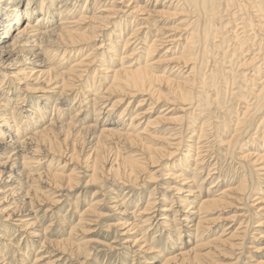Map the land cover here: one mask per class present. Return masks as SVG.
<instances>
[{
	"label": "bare ground",
	"instance_id": "1",
	"mask_svg": "<svg viewBox=\"0 0 264 264\" xmlns=\"http://www.w3.org/2000/svg\"><path fill=\"white\" fill-rule=\"evenodd\" d=\"M216 74L236 107L216 102ZM32 92L40 95L26 105ZM60 98H67L66 107L58 106ZM162 101L167 107L155 115ZM213 103L223 117L210 131L215 117H200L202 107ZM220 127L231 135L217 139L231 160L244 134L254 140L252 134L264 132V0H0V184L5 188L0 190V246L2 240L5 248L11 245L6 237L18 232L25 253L39 245L30 264H61L65 255L71 260L85 252L88 240L77 236L103 216L102 199L93 193L66 237L51 239L52 221L43 229L38 224L44 204V214L64 227L56 212L61 197H69L84 178L85 187L111 175L134 188L145 170L150 179L164 171L175 180L176 197L159 209L151 195L140 208L138 198L129 211L135 199L128 198L130 191L113 199L111 208L132 214L116 231L126 236L122 243L129 254L143 258V264H208L220 247H240L252 218L233 228L229 222L240 214H211L221 215L254 196L250 181L264 179V151L241 148L235 156L241 177L234 183L220 179L218 162L209 163ZM262 138L255 148L263 146ZM208 165L206 178L198 182ZM206 180L211 181L205 188ZM219 181L226 185L216 189ZM256 192L252 200L262 213L257 221L264 225V187ZM69 201L75 213L79 194ZM220 221L228 223L200 242ZM158 227L170 232L163 255L148 236ZM131 232L139 236L130 238ZM153 252L157 256H143ZM85 253L87 260L88 249ZM4 254L0 249V264L22 261ZM251 262L264 264V259Z\"/></svg>",
	"mask_w": 264,
	"mask_h": 264
},
{
	"label": "rangeland",
	"instance_id": "2",
	"mask_svg": "<svg viewBox=\"0 0 264 264\" xmlns=\"http://www.w3.org/2000/svg\"><path fill=\"white\" fill-rule=\"evenodd\" d=\"M226 64H228V63H226ZM224 67H225V65H224ZM216 75H217L216 80L214 81V79H213V81H212V83H214V88H215L214 94H217L218 95L217 99H219V101L216 100V102H221V103L223 102L224 104H221L223 106L229 105L232 107L233 106L236 107L237 101H235V99H233V98H230V95H227V93L224 94V92H225L224 87H223L224 83H223V79H221L222 78L221 75L220 74H216ZM13 86L16 87L17 85L13 84ZM37 95H40V93H36V92L27 93V98H26L27 101H25L24 103L26 105H29L30 100L32 99L31 97H35ZM214 96L215 95H213V98H214ZM55 97H57V96L52 97V102L55 101V100H53ZM139 98L140 97H136V98L132 99L133 103L131 105V111L134 109ZM65 99H67V98H60L57 100L59 103L58 104L59 107L60 106L61 107L67 106V105H65V103L68 104L69 102L68 103L62 102ZM32 100H34V99H32ZM39 101H41V100H39ZM14 104H15V99H12L11 105H14ZM62 104H64V105H62ZM214 104L215 103H213V105H211L210 108L208 107V109H204V107H202L203 110H202L201 117H200L201 121L203 119H207L208 117H211V116L215 117V118L211 119V121L213 123H212V125H210V128L208 127V129H210V131H214V128L213 127L211 128V126H215L214 122L222 120V117H223V114H221L219 112L222 110H217L218 107L214 106ZM241 105L242 104H240L239 107H241ZM123 106H124V104H122V107ZM166 107H167L166 103L162 101L155 106V110L153 113L155 115H157L158 113L160 114L161 113L160 110L162 108H166ZM117 109L119 111V110H121V107H119ZM50 112H51V110H50ZM211 112H215V113L210 114ZM174 113H175V110L169 112V114H174ZM162 114H163V112H162ZM233 115H235V113H233ZM218 116H219V118H218ZM220 128L221 129H218L220 131V132L218 131V134H219L218 137L214 138L211 142L212 152L210 154L211 158H209V161H211V162H209V163L212 166V163L217 161L219 164L218 165L219 166V172L221 175L220 179L223 178V176H224L225 178H228L229 180H231L230 182L234 183L233 181H237L241 177V171H242V168L241 167L239 168V166L237 164V160L235 159V156H239V152H241V148H242V151H243V149H248L247 152L255 151V153H256V152L264 151V142H263V146H261V148H255V146H254L257 143L262 145L259 139L260 138L263 139L262 137L264 135V132L261 131V134L260 133L252 134L255 131V128L251 129L249 131L250 134H252L251 136H254V135L258 136V137L256 136V138H254V140L249 138V136H247V134H244V136L241 137L240 140L238 141V143L236 144L237 148L235 147V151H234L235 156L233 155L234 157L231 160V158L228 155H224L223 147L220 145L221 144V143H219L220 141L217 140L218 138L220 140L221 139L226 140L227 138L229 139L231 135L229 134V131L226 133L225 131L222 130V127H220ZM50 157H52V156H50ZM50 157H47L42 162L44 164H47ZM211 166L208 165L206 167V169L203 170L201 173H199L200 172L199 170L197 171L199 173L198 174L199 176L196 178L197 180H199L198 182H200L202 179L206 178L207 170ZM148 169L151 170L152 168H148ZM155 170H156V168L152 169V172ZM163 172L153 174L154 178L150 179L147 177L148 172H146V170H145L144 174L140 175V177L135 181L134 188H132V186H127V187L122 186V184L119 183V181L113 179V177L111 175L110 176L106 175L107 177L104 176V180L102 182L101 181L95 182L92 185L85 187L84 183L87 180V178H84L85 179L84 182L81 185H79V187L77 189L73 190V192H71V195L69 197H65L64 195H63L64 197H61V202H60L56 212H58L59 217L64 219L65 224H66V226H64V227H61L60 221L56 220L55 218L51 219L49 214L48 215L44 214V210L47 207V204H44L42 209L37 213V217H39L38 224H40L39 225L40 229L45 228L47 225H49L50 221H52L50 229L52 230V232H54V234L50 238L51 239L57 238L59 240L63 237H66V235H64V234L67 233L68 225L76 222L77 217H78L77 215L91 201V199H92L91 197H93V193H98L97 194L98 197L96 196V199H102V205H101L99 210H100V212H102L103 216L100 219L96 220V222H93L90 224V226H88V228L90 230H88V232H86L87 234L77 236V239H79L81 236H83L84 237L83 240H88V242H86L87 247H85V246L84 247L86 248L85 252H87V249H88V252L90 253L89 259L84 260L87 258L85 252L78 254L74 258H71V260H70V258H67L68 257L67 255H65L61 264H77V261H79L80 264L81 263L82 264H85V263L86 264H143V258L129 254L128 251L125 250L126 248L123 247V246H126V244L122 243V240H123L122 238H126V236L116 234V231L120 229L119 222H121L124 219L129 218L132 214H129V213L120 214V211H121L120 208H118V207L111 208V206H113L115 204L113 202V199L116 196H118V198L120 199L123 195L126 194V193H124V190H125V192L126 191L131 192V194H129L128 198H130V199L135 198L134 203L127 207L128 211L133 209V207H134L133 205L137 202L138 198L140 199L138 201V203L140 204V205L138 204V207L139 208L142 207L144 205L146 199H148L150 195H151L150 197H152L153 199H156L158 201L157 202V209H159L164 204L165 199L170 200L172 197H176V194H174V192L172 191L173 186H171V185L175 186L177 183L174 182L175 180H172L170 178H166L165 172L164 173ZM252 177L253 178H251V181H250L251 186H252L251 190H250V194L251 195L253 194L254 196H251V198L249 200L247 199L246 200L247 203L246 202L245 203L244 202H240V203L238 202V203L231 204L227 208L223 209V212H221V215H220L219 211L213 212L211 214V217H213V218L220 217V216H221V218L222 217H228L229 215H232L233 213L238 214V215L240 214L241 216H238L234 221L229 222L233 225V228L237 227L242 220L247 222L248 217H251L252 218L250 221L251 223H248V225H247V229H246L247 233H246L245 237L243 238V244L238 248H234V250L233 249L229 250L227 248H221L220 247L217 252L212 254L211 260L208 261L210 263H208V264L232 263L235 260L234 257L236 258L239 254H240V258H239V261L237 262V264H250V263H252L251 261L256 259V258H259L262 260L264 259V237H261V238L259 237V234H262V233L264 234V225H258L259 222L257 220H258V217H262V213H260V211L256 210L257 209L256 205H259V207L261 205L256 204L257 201L252 200L253 198L259 196V194H257L256 190H257V188H263L264 187V179L260 178L259 180H257L254 178L255 176H252ZM212 180H213V178H212ZM210 181L211 180H206L203 187L206 188L208 185H210ZM219 182L220 183L217 185L216 189H221V188H223V186L226 185L225 183H222V181H219ZM2 186H3V184H0V190L5 189V188H2ZM78 194H79V201H80L79 207L77 210H75V213H73V209H72V206L70 205L69 200L71 198H72V200H74ZM161 199H164V200H161ZM126 203H128V202H125V204ZM249 205H255V207L252 208V206H249ZM129 207H130V209H129ZM253 212L258 213V214L256 216H254ZM245 222L243 223V225L246 224ZM227 223L228 222H226V221L217 222V225L212 228V230L207 234L206 238H204L203 241H200V242H205L208 239H211L212 237H214L215 235H218V233L221 231L222 227ZM0 229H2V227H0ZM169 233L170 232H167V230L162 229L161 227H158L156 232L154 230V231H152V233L148 234L149 237L154 236L153 239L156 240V242L154 243V248L156 251H159V250L162 251V253H161L162 255L168 253L167 252L168 244L164 242V237L166 234H169ZM128 236H131L130 238H133V236L137 237L139 235L135 234L134 232H131V234H129ZM21 237H22V235H19L18 232L9 233V235L6 237V239H9V242L11 243V245L7 244V246L5 248V241L2 240V244L4 246H0L1 253L2 254L5 253L4 255H5V257H7L8 260H11V258L12 259L13 258H21L20 261L21 260L22 261L20 262V264H25V263H23V261H26V264H30L34 259L33 253L39 247V245L36 244L33 247H30L28 249V253H25L27 245L23 244V241L20 240ZM149 237L147 240L148 242H150V239H151ZM107 244L108 245L109 244L110 245L116 244L117 250L116 249L113 250L114 252L112 251L113 252L112 253L111 250L108 249ZM72 247H73V245H72ZM5 249H7V250L5 251ZM164 249H165V251H164ZM24 253L26 256L22 257L24 255ZM150 255L157 256V252H153L152 254H144L143 256H145L146 258H149ZM251 255H253V258H251L252 260L249 258V256H251ZM152 261H155V259ZM15 263L18 264L17 262H15ZM159 263H161V261H159V260L156 261V264H159Z\"/></svg>",
	"mask_w": 264,
	"mask_h": 264
}]
</instances>
